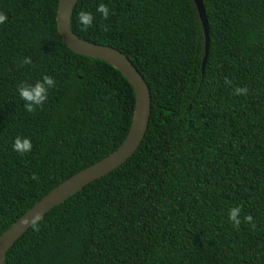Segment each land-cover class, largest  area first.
<instances>
[{
	"label": "trees",
	"instance_id": "obj_1",
	"mask_svg": "<svg viewBox=\"0 0 264 264\" xmlns=\"http://www.w3.org/2000/svg\"><path fill=\"white\" fill-rule=\"evenodd\" d=\"M202 1L204 71L193 0H79L72 32L130 59L150 88L149 128L132 158L50 211L5 264H264V0ZM58 5L0 0L8 17L0 24V236L58 185L114 153L132 125L133 86L65 45ZM82 10L95 17L87 31ZM26 57L32 64L21 66ZM44 75L55 86L28 113L17 85ZM236 87L247 95H233ZM17 136L31 140L30 152L13 150ZM235 206L255 230L232 227Z\"/></svg>",
	"mask_w": 264,
	"mask_h": 264
},
{
	"label": "water",
	"instance_id": "obj_2",
	"mask_svg": "<svg viewBox=\"0 0 264 264\" xmlns=\"http://www.w3.org/2000/svg\"><path fill=\"white\" fill-rule=\"evenodd\" d=\"M193 1L199 13L205 38L204 71L210 46L208 21L203 1ZM78 2L79 0H59L57 13L59 34L65 45L73 53L104 61L120 71L128 79L135 90L136 96L132 125L125 141L114 153L58 185L0 236V264H5L7 253L31 229L30 224L29 226L23 225L25 219L30 221L36 213H40L43 219L55 207L80 192L84 187L109 175L124 165L136 154L149 128L152 97L147 82L130 59L119 50L80 39L72 32L70 25L71 15Z\"/></svg>",
	"mask_w": 264,
	"mask_h": 264
},
{
	"label": "clouds",
	"instance_id": "obj_3",
	"mask_svg": "<svg viewBox=\"0 0 264 264\" xmlns=\"http://www.w3.org/2000/svg\"><path fill=\"white\" fill-rule=\"evenodd\" d=\"M97 12L101 14L102 18L107 20L109 16V8L101 3L97 7ZM114 14V13H113ZM8 17L5 13L0 12V24L6 23ZM95 17L91 12L88 11H80L78 13V21L81 25L82 31H87L90 27L93 26V21ZM103 31H108L109 26L103 25ZM31 65L32 60L30 57H26L22 60L21 66L23 65ZM225 83L230 84L231 82L225 78ZM55 86V80L49 76L44 75L40 80H37L34 84H29L25 82H21L17 85V91L21 100L24 101V109L28 113H35L37 108L41 107L48 99V92L50 88ZM247 88L236 87L233 91V95H247ZM13 150L20 153L21 155L30 152L32 150V143L29 138L17 136L13 142ZM33 180H39V177L33 173ZM241 207L235 206L232 207L228 212V220L230 221L232 227L236 230H239L241 223L250 224L252 229L255 230L256 224L253 223V218L251 215H245L243 217V221L240 218ZM42 220V215L40 213H36L32 219L29 221L25 219L23 221L24 226H29L34 231H39V225Z\"/></svg>",
	"mask_w": 264,
	"mask_h": 264
}]
</instances>
